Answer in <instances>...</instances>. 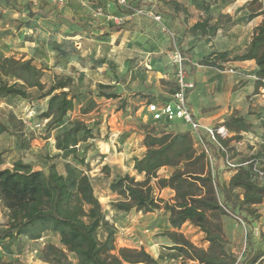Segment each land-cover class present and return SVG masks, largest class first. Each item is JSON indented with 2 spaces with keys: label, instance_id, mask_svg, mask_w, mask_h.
<instances>
[{
  "label": "rangeland",
  "instance_id": "rangeland-1",
  "mask_svg": "<svg viewBox=\"0 0 264 264\" xmlns=\"http://www.w3.org/2000/svg\"><path fill=\"white\" fill-rule=\"evenodd\" d=\"M127 1L134 8L161 15L162 25L149 17L141 16L131 17L123 25L111 27L113 31L115 28L122 31L120 37L112 42L113 46L107 49V54L111 55V59L114 60L112 71L114 75H117L115 76L117 86L114 92L125 95L124 104L120 100L107 101L105 99L94 111L86 115L82 114V108L88 102L87 93L97 92L98 85L94 83L96 78L93 76L80 77V70L89 69L85 66V60L82 61L81 66L79 65V58L71 46L63 49L68 56L57 55V52L52 51L50 46L49 50L40 52L42 57H39V62L36 63L38 67L45 69L43 82L49 86L55 77L71 78L73 87L79 88L82 95L75 100V108L68 115L64 127L54 130L52 138L48 141L43 139L46 135L47 123L39 119V113L45 109L46 101L38 103L33 108L22 99L0 98V121L6 122L8 115L13 113L23 122V126H19L16 131L17 135L6 134L0 137V149L6 151L5 163L0 169L13 168L14 163L22 159L35 170H45L48 163H56L59 172L66 174V161L55 150V137L73 122H84L94 130V139L89 140L87 144H81V149L86 146L91 147L86 159L90 158L89 175L93 181L95 194L107 214V219L111 222L118 221L123 227L119 229L116 238L117 250L145 248L161 264H199L186 256L178 255L171 249L174 243L167 236L169 229L167 213L160 210L157 211L156 217L133 214L119 216L112 210V203L118 200V197H112L108 193V185L115 177L122 176L130 169L128 161L122 157L124 145L132 143L139 150L143 146V123L141 121L144 114L143 107L149 103L162 105L174 89L176 71L171 60L174 44L184 56L188 76L192 77L194 68L199 70L201 80L195 83V90L202 92L203 96H207V100L210 101L212 110L207 111H211L210 113L217 117L211 126L215 128L222 126L231 115L244 117L253 126L251 133H241L240 137L228 131L230 138L226 140V146L229 149V157L235 163L256 157L262 159L264 167V91L253 92L251 89L255 81L247 76L249 72H252V67H241L232 62L223 65L220 69L198 68L202 59L216 52L227 51L233 58L247 50L255 26L262 23L264 16L258 17L251 24L246 19L251 12L264 11V0L256 4H251V0H237L227 6H223L220 0ZM89 2L91 4L92 0ZM28 3L41 8L38 12L36 11V17L30 21L26 8ZM66 7H70V0L62 8L57 7L51 0H0V55L20 58L21 53L17 51L18 48L21 46L30 48L29 44L24 43L27 38L35 40L37 47H41L40 44L47 41L50 45L54 44L52 37L57 33L55 28L59 24H64L67 28L73 22L63 15ZM118 11L123 15L129 14L120 7ZM207 15L212 17L209 26L212 30L215 29V34L203 36L199 32L191 33V27L205 20ZM163 26L168 32L163 31ZM43 28L48 30L49 36L44 37L40 32L36 37L34 31H41ZM30 30H33V34L29 32ZM140 34L148 36L144 43L135 41L141 38ZM171 35L174 36L175 41L171 39ZM127 41H130L128 50L122 47V45H127ZM127 57L128 69L121 66ZM66 65L68 67L65 71ZM102 76L98 74V78ZM241 77L243 79H240ZM32 94L36 96L38 92L34 90ZM38 124H41L40 129L36 127ZM152 128L159 132L191 133L188 126L180 121L176 124L158 125ZM110 137L117 140L116 149L108 148ZM19 140L26 144L24 148H20ZM195 148L200 151L196 140ZM111 151H113L112 154ZM79 154L82 152L80 151ZM100 154L112 155L113 160L117 161L115 164L119 165L113 166V170L103 171L105 161L92 160L101 156ZM214 158V165L211 166L209 163L213 175L217 177L219 183H227L231 178L227 165L220 154H214ZM68 161L70 165L75 164L73 159ZM173 171L174 169L170 168L162 169L159 176L167 177ZM136 179L140 181L143 177L136 176ZM217 194L222 201L220 188L217 189ZM157 195L169 202L175 196L171 190L164 192L161 190L157 192ZM254 210L259 216L256 220L251 218L247 212L234 208V211L246 223L248 231L246 244L243 229L230 217L222 218L226 247L243 264H251L253 254L264 250V202L254 207ZM7 221V214L0 207V232L6 229ZM179 233L196 247L208 248L205 235L191 225H184ZM49 244L62 247L59 237L52 233L44 235L39 241H30L26 238L5 241L0 244V263L45 264L40 255ZM68 258L72 264H78L72 254H68ZM255 264H264V257Z\"/></svg>",
  "mask_w": 264,
  "mask_h": 264
},
{
  "label": "trees",
  "instance_id": "trees-1",
  "mask_svg": "<svg viewBox=\"0 0 264 264\" xmlns=\"http://www.w3.org/2000/svg\"><path fill=\"white\" fill-rule=\"evenodd\" d=\"M220 1L223 6H227L237 0ZM260 1L251 0V4ZM26 8L30 21L36 17V12L31 3ZM261 16H264V11L251 12L246 21L252 22ZM211 20V15H207L205 20L192 26L190 32H199L203 36L215 34V29L209 26ZM55 29L59 31L57 27ZM53 43L50 45L52 51L59 56H68L56 41ZM24 58L0 55V98L22 99L33 108L46 101L39 119L47 123L43 139L48 141L54 130L64 127L68 115L75 108V100L82 92L73 87L71 78L55 77L48 86L43 82L45 69L38 67L34 59ZM247 61L256 64V68L247 76L254 79L255 92L264 90V20L255 28L243 54L231 58L227 51L216 52L202 59L200 66L220 69L230 62ZM114 89L115 86L98 85L96 93H87L88 102L83 106L82 114H89L98 107L96 99L120 100L124 104ZM34 90L38 92L36 96L32 94ZM176 90L175 83L170 98ZM169 124L176 122L154 121L150 117L147 123H143V146L146 151L142 157L134 159L133 167L136 176L143 177V180L139 181L136 176L129 174L115 177L109 185L110 191L118 197L112 203V210L117 215L123 213L127 216L163 210L168 214L167 236L174 243L171 249L178 255L199 264H243L226 247L222 218L240 216L234 208L247 212L254 220L259 218L254 207L264 202V176L259 178L255 169L264 172L262 159L254 157L236 162L235 169L228 168L233 173L230 180L219 183L212 173L207 155L201 148L200 151L196 150L192 133L159 132L152 128ZM19 126H23V122L10 113L6 122L0 121V137L17 135ZM222 126L236 137H240L241 133H251L253 129L244 117L234 115L228 117ZM93 139L94 130L81 121L73 122L55 137V150L66 161V174L59 172L56 163H48L45 170H35L22 159L16 161L13 168L0 169V207L8 218L6 229L0 232V244L21 238L38 241L52 233L59 237L62 247L47 245L40 255L45 264H72L68 254H72L78 264H161L144 248L117 250L118 221L107 219L95 194L89 175L90 158L86 159L91 147L81 149V144ZM221 142L229 154L227 141ZM25 145L19 140L20 148ZM211 150L213 155L220 154L215 147H211ZM80 151L82 154H79ZM5 155L6 151L0 149V167L5 163ZM220 155L222 160L226 157L225 154ZM69 159H73L75 164L70 165ZM165 168L174 171L167 177H160L159 172ZM109 170L108 166L103 167V171ZM260 181L263 183L260 184ZM218 188L222 193V201L217 194ZM164 189L174 192L171 202L158 197L157 192ZM186 224L205 235L207 249L196 247L176 232ZM263 257L264 250L255 252L251 264Z\"/></svg>",
  "mask_w": 264,
  "mask_h": 264
},
{
  "label": "crops",
  "instance_id": "crops-1",
  "mask_svg": "<svg viewBox=\"0 0 264 264\" xmlns=\"http://www.w3.org/2000/svg\"><path fill=\"white\" fill-rule=\"evenodd\" d=\"M69 3V2H68ZM99 4H101L102 6H100ZM102 7L104 8L107 13H111V14H122L120 13V11H118V7H116V4H114L112 2V0H92V3L90 4L89 8H82V6H80V4L78 3L77 0H70V7H66V9L64 8V16L69 18L70 21H73L71 23V25L69 27H65L64 24H59L57 26L58 28V32L56 33L55 36L52 37L53 41H56V43L62 48V49H66L65 47H69L71 46L75 53L77 54V58H79V65L82 64L83 60H85V66L88 67L89 70H80V77L81 76H93L94 78H96V80L94 81L95 85H111V86H117V82H116V77L117 75L113 74L112 71V63H114L113 59H111V55L107 54V49L111 48L112 42L116 41L119 37H120V33L122 31H118V29H114L115 31H113L111 29V26H114L110 23H107L105 21V19L103 18H95L94 17V10H96L97 8ZM33 9L34 11L38 12L39 9L41 8H36V6H34L33 4ZM53 18V17H51ZM258 18H256L255 20H253L251 23H254V21H256ZM256 23V22H255ZM258 27V25L255 26V28ZM22 29H20L21 31ZM30 33L33 32V30L29 31ZM37 37V34H39L41 32V35L44 37L49 36V32L48 30H46V28H43L41 31H34ZM33 34V33H32ZM20 37V36H19ZM141 38H138L135 41H139L138 43H144L146 38H148V36L140 34ZM38 40V39H37ZM20 41V40H19ZM162 41V40H161ZM21 42V41H20ZM36 41L31 39V38H27V40L24 42L25 44H29L30 48L28 47H24L21 46V48H18L17 51H19L20 54V58L25 56V60L27 59H34V63L36 64L37 62H39L38 58L42 57V55L40 54V52H44L46 50L50 49V44H48V41L46 43L42 42L40 44L41 47H37ZM129 42L127 41V45L122 47H125L126 50L129 49ZM143 45V44H142ZM145 48V47H144ZM58 55V54H57ZM42 61V60H40ZM128 57L126 60L123 61V64L121 65L123 68L126 67V69H128ZM97 62H101L97 63ZM232 63V62H230ZM227 63V64H230ZM236 65H239L241 67H252V71L256 68V64L254 61H247V62H234ZM71 65V64H69ZM195 65V64H193ZM225 65V64H224ZM81 66V65H80ZM68 65L65 66V71L67 70ZM198 68H204V69H210L208 67H203V66H199ZM85 73V74H84ZM98 74H102L103 76L101 78H98ZM116 76V77H115ZM192 78L194 79L195 83L199 82L200 79V75H199V70H196L194 68L193 74H192ZM249 78V77H247ZM240 79H243L242 77ZM245 81V80H244ZM252 87V88H251ZM250 88L253 89V92L255 91V85H252ZM116 89V88H115ZM114 89V91H115ZM264 90L261 89L260 92H263ZM121 96V99H126L124 94H119ZM256 96V95H255ZM188 100L191 106V110L193 113V116L196 120H198L199 122H201L202 124H205L207 126H211V123L213 122V120H215L217 117L215 115H212V113H210L211 111H207L209 109L212 110L211 106H210V101L207 100V96H203V93L198 91V90H194L193 92H191L188 96ZM264 97V96H263ZM168 98H170V94L168 95ZM97 103L100 104L103 102V100H105L104 98L102 99H96ZM108 101V100H107ZM148 105V104H147ZM147 105L145 107H143L144 109V114L143 117H141V121L142 123H147L149 120V115L147 112ZM139 113V111L137 112V114ZM136 114V115H137ZM147 118V120H145V118ZM264 131V129H263ZM2 137V136H1ZM143 139V137H142ZM109 148V147H108ZM146 148L144 146L141 147V149L139 150L138 147H134L132 143H126L124 145V150H123V154L122 157L123 159H126V161H128V164L130 166V169L125 172L122 176L129 174L130 176H135L136 173L133 170L134 167V159L135 158H140L143 156V154L145 153ZM113 153V151H111V154ZM101 156H99L98 158H93V161H101L104 160V166H108L111 170H113V166L119 165V164H115L117 163V161L115 162L113 160L112 155H106L104 156V154H100ZM130 159V161H129ZM231 177L233 175V173H230ZM110 185V183H109ZM109 185H108V193L112 195V197H117V195L113 194L110 189H109ZM170 190V189H165L163 190ZM172 191V190H171ZM158 212L155 213H149V214H135V215H143V216H147V217H156ZM119 216H127V214H123L120 213ZM121 223L117 222L116 226L119 229H123V227H121L120 225ZM174 231V230H172ZM176 232H180V230H176ZM39 241V240H38ZM145 249V248H144ZM147 252L148 250L145 249Z\"/></svg>",
  "mask_w": 264,
  "mask_h": 264
},
{
  "label": "built area",
  "instance_id": "built-area-1",
  "mask_svg": "<svg viewBox=\"0 0 264 264\" xmlns=\"http://www.w3.org/2000/svg\"><path fill=\"white\" fill-rule=\"evenodd\" d=\"M39 1V0H33ZM57 7L62 8L65 7L69 0H51ZM79 4L83 8H89L90 2L89 0H78ZM114 4H116L121 9L127 11L128 15L123 14H111L107 13V11L99 7L94 10L95 18H103L107 23H110L114 26H121L125 22L128 21L131 17H141L146 16L154 21L158 22L162 25V17L160 15L154 14L153 12H147L143 9H138L132 7L127 0H112ZM163 31L168 32L166 28L163 26ZM171 39L175 41L173 35H171ZM174 51L171 54L172 64L175 68L176 74V85L177 90L174 95L170 98V100L162 105L159 104H148L147 112L149 117H152L154 121H162L165 120L170 123L174 122H183L188 126L192 135L194 136L196 143L200 146L201 150L207 155L209 163L211 166L214 165L215 158L212 153L211 147H215L220 154H225L226 157L223 159L224 163L230 169H235L237 164L233 159L229 157L227 149L223 146L222 141H226L230 138V134L228 130L224 126L220 127H212L202 124L198 120H196L193 116L191 106L188 100L189 94L195 90L196 85L195 81L192 77H189L186 71L185 59L182 52L176 47L174 44ZM37 128H41V125L38 124ZM118 145L117 140L110 137L108 147L116 149ZM246 165V164H245ZM255 173L259 178L264 176V172L260 169H255ZM234 222L239 225L243 231L245 236V244L248 239V231L246 228V223L244 219L240 216L231 215Z\"/></svg>",
  "mask_w": 264,
  "mask_h": 264
}]
</instances>
